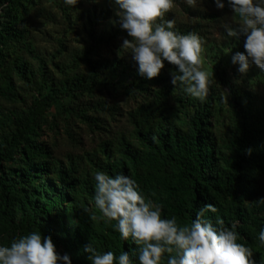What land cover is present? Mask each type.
Masks as SVG:
<instances>
[{
  "label": "trees",
  "instance_id": "1",
  "mask_svg": "<svg viewBox=\"0 0 264 264\" xmlns=\"http://www.w3.org/2000/svg\"><path fill=\"white\" fill-rule=\"evenodd\" d=\"M38 2L0 0V99L20 100L15 79L25 82L34 96L15 114L2 116L0 111V243L10 245L13 238L40 231L70 255L72 264H90L83 251L89 243L101 252L131 254L136 247L131 238L121 240L113 229L115 221L105 222L88 208L94 192L92 177L103 170L132 177L143 195L161 206L162 215L176 217L180 226L190 223L206 203L215 205L217 212L207 216L213 222L223 219L229 227L236 223L238 242L252 248L256 264H264V246L258 241L264 205L251 207L241 199H252L253 174L264 173V106L234 92L225 108L213 84L204 102L190 98L171 85L175 66L167 61L151 80L140 77L136 66L134 70L123 66L122 73L129 71L130 76L123 91L138 99L129 113L132 130L65 161L54 159L40 141L44 114L53 105L64 108V99L92 94L101 71L87 64L89 75L84 76L63 67L58 81H46L44 63L34 54L24 30ZM63 14L69 19L68 9ZM243 40L233 38L232 55L244 51ZM24 55L38 60L36 72ZM81 119L91 125L87 117ZM166 261L167 254L161 264Z\"/></svg>",
  "mask_w": 264,
  "mask_h": 264
},
{
  "label": "clouds",
  "instance_id": "2",
  "mask_svg": "<svg viewBox=\"0 0 264 264\" xmlns=\"http://www.w3.org/2000/svg\"><path fill=\"white\" fill-rule=\"evenodd\" d=\"M98 3L99 0H92ZM217 10L226 6L232 15L222 25L229 38L243 40L244 51L231 56L232 65L240 74L251 66L264 73V0H212ZM76 6L79 0H64ZM116 20L110 23L126 31L119 52L130 54L137 74L151 80L157 77L165 61L175 66L170 72V83L184 95L204 102L214 80L213 71L204 67L203 40L195 32L182 34L175 30V20L165 19L174 7L175 0H111ZM195 8L203 0H184ZM231 51V50H230ZM249 154L251 150H248ZM92 201L105 222L115 221L113 229L119 238L136 245L132 253L123 251L118 256L112 251L101 252L89 243L83 251L90 264H161L167 254L166 264H256L253 250L240 243L237 224L230 227L223 219L214 222L208 213H216L213 204L206 203L195 213V218L183 226L176 217L162 215V208L140 191L130 176L117 173L109 175L97 170ZM264 203V198L257 201ZM92 219H97L95 215ZM264 246V228L258 233ZM0 264H72L68 253L60 254L49 236L31 231L13 238L10 245L0 243Z\"/></svg>",
  "mask_w": 264,
  "mask_h": 264
},
{
  "label": "rangeland",
  "instance_id": "3",
  "mask_svg": "<svg viewBox=\"0 0 264 264\" xmlns=\"http://www.w3.org/2000/svg\"><path fill=\"white\" fill-rule=\"evenodd\" d=\"M65 8L69 19L63 14ZM231 15L228 7L217 10L212 0H203L195 8L186 5L184 0H175L165 19H174L175 29L191 28L202 38L204 67L213 71L212 84L223 107L227 108L234 92L251 96L256 106H264V73L253 65L246 74H240L238 66L231 63L229 45L233 38L227 37L222 27ZM116 19L111 0H99L98 3L79 0L75 7L66 5L64 0H39L27 16L25 35L34 54L44 63L48 83L60 79L59 69L63 67L84 76L89 75L88 65L101 71L92 94L79 100L64 99L61 101L64 108L53 105L44 114L40 141L50 149L54 159L65 161L68 156L91 151L100 142L132 130L129 113L138 104V99L125 95L122 86L129 82L130 76L129 71L122 73V67L130 66L134 70L136 65L130 54L121 56L119 52L123 39L129 37L119 24L113 26L110 23ZM24 59L36 72L38 60L27 55ZM219 78H222L221 82ZM14 89L20 100L10 103L0 99L2 116L15 114L33 101V92L25 82L15 79ZM81 116L87 117L91 125ZM252 178L255 187L252 199H241L244 204L259 207L264 205L257 202L264 198V173H255ZM88 208L101 216L92 201L88 202ZM56 250L64 254L61 248Z\"/></svg>",
  "mask_w": 264,
  "mask_h": 264
}]
</instances>
